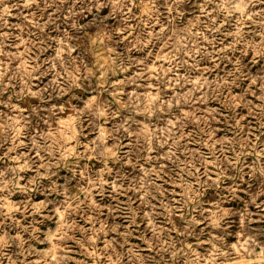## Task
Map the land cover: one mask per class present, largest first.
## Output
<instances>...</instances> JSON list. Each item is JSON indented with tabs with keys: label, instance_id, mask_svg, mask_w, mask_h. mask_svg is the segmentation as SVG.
Here are the masks:
<instances>
[{
	"label": "clouds",
	"instance_id": "obj_1",
	"mask_svg": "<svg viewBox=\"0 0 264 264\" xmlns=\"http://www.w3.org/2000/svg\"><path fill=\"white\" fill-rule=\"evenodd\" d=\"M0 264H264V0H0Z\"/></svg>",
	"mask_w": 264,
	"mask_h": 264
}]
</instances>
